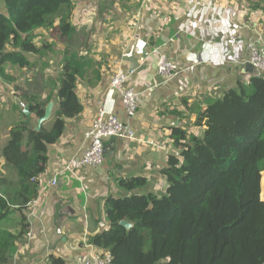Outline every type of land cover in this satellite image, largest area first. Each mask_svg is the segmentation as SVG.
Here are the masks:
<instances>
[{
	"label": "crops",
	"instance_id": "1",
	"mask_svg": "<svg viewBox=\"0 0 264 264\" xmlns=\"http://www.w3.org/2000/svg\"><path fill=\"white\" fill-rule=\"evenodd\" d=\"M71 2L75 28L72 40L41 29L37 43L47 45V51L30 57L28 69L6 66V73L16 79L14 84L0 76V180L16 182L2 152L11 130L28 121L19 104L24 102L25 93L43 102L53 95L56 111L55 95L46 92V88H55L51 83L59 79L68 47L103 64L102 80L96 86L89 84L88 77L78 83L84 112L66 121L63 135L48 149V163L42 176L47 180L58 176L59 183L44 191L34 208L27 207L28 237L16 241L9 264H48L51 256L62 258L67 264H83L92 251L85 241L108 229L105 201L109 196L128 195L119 186L118 180L122 178L144 177L148 183L141 193L166 195L168 183L161 172L167 167L168 157L180 153L170 142L172 129L180 128L201 137L204 129L195 125L199 109H205L207 100L219 99L238 84L249 83L255 72L246 71L248 44L264 42V0L215 3L220 16L208 7L213 0H202L197 9L195 0ZM0 14H6L5 0H0ZM189 20H197L198 29L180 34ZM154 50L166 55L184 72L164 82L157 72L158 54ZM49 56L60 58L55 76ZM118 66L133 73L127 86L141 94L137 116L132 120L125 115L119 93L110 91ZM103 103L110 113L129 124L137 140H106L104 163L98 168L81 170L80 180L60 173L64 164L87 149L86 133ZM9 113L14 118H8ZM33 119L37 123L38 118L32 113L31 123ZM261 187L264 201V174ZM10 222L14 224L12 228L20 230L16 215Z\"/></svg>",
	"mask_w": 264,
	"mask_h": 264
},
{
	"label": "trees",
	"instance_id": "2",
	"mask_svg": "<svg viewBox=\"0 0 264 264\" xmlns=\"http://www.w3.org/2000/svg\"><path fill=\"white\" fill-rule=\"evenodd\" d=\"M5 5L0 76L14 84L6 66L28 69L30 57L47 51V45L37 43L39 30L72 40L74 5L71 0H5ZM102 65L68 47L53 83L58 105L51 120L39 132L37 123L28 121L11 130L2 155L17 181L0 180V223L16 215L20 230L0 234V264L12 260L16 241L27 240V205L39 195L49 147L63 135L66 121L84 112L78 83L88 77L96 86ZM52 99L50 94L43 102L25 93L21 102L39 119ZM195 125L204 129L201 137L172 129L169 139L180 153L170 155L161 172L168 183L166 195L141 193L148 183L144 177L122 178L119 186L128 195L105 201L108 229L91 236L88 244L110 253L112 264H264V79L253 76L248 84L207 100ZM121 221L133 228L125 229ZM48 264L67 263L51 256Z\"/></svg>",
	"mask_w": 264,
	"mask_h": 264
},
{
	"label": "built area",
	"instance_id": "3",
	"mask_svg": "<svg viewBox=\"0 0 264 264\" xmlns=\"http://www.w3.org/2000/svg\"><path fill=\"white\" fill-rule=\"evenodd\" d=\"M202 0H195L194 8L197 9ZM224 2V0H213L208 7L220 16V8L216 4ZM216 3V4H215ZM199 22L197 20H189L180 30V34H189L190 31L197 30ZM249 63L253 66L255 76L264 79V42L255 41L248 44ZM154 54H158V50H154ZM157 72L164 82H170L184 72L166 55L158 54ZM133 75L132 72H126L122 67L118 66L112 76L110 82V91L117 92L121 96L122 105L126 117L129 120L137 116L141 94L127 86V82ZM21 109L26 106L20 102ZM87 149L79 157L71 158L63 165L60 173L68 174L77 180H80V171L84 168H98L105 161V141L110 139H127L131 141L137 140L136 134L129 124L121 121L117 116L110 113L106 103L99 106L97 113L93 119L90 129L86 133ZM161 148V147H160ZM162 148H165L162 146ZM58 176L50 180L40 178L39 195L37 199L28 204L27 207L34 208L41 199V194L49 187L54 188L58 185ZM85 244L92 248L83 264H112V256L106 251H99L85 241Z\"/></svg>",
	"mask_w": 264,
	"mask_h": 264
},
{
	"label": "water",
	"instance_id": "4",
	"mask_svg": "<svg viewBox=\"0 0 264 264\" xmlns=\"http://www.w3.org/2000/svg\"><path fill=\"white\" fill-rule=\"evenodd\" d=\"M246 71L249 74L254 73V68L250 63H248L246 65ZM55 105H56L55 100H51V102L46 106L44 116L37 120V126L35 128V131L39 132L42 129V127L44 126V124H46L47 122H49L51 120L53 113L55 111ZM23 115L27 118L28 123L31 122L32 112H31V108L29 106H27L23 109ZM105 154H106V150H105ZM120 225L123 226L127 230H130L131 228H133V225L127 221H121Z\"/></svg>",
	"mask_w": 264,
	"mask_h": 264
},
{
	"label": "rangeland",
	"instance_id": "5",
	"mask_svg": "<svg viewBox=\"0 0 264 264\" xmlns=\"http://www.w3.org/2000/svg\"><path fill=\"white\" fill-rule=\"evenodd\" d=\"M49 57H50V61L52 62V66L50 64V68L53 69L52 70V74L55 76V73H57L59 71L58 67H59L60 58L58 56H49ZM10 66H12V65H7V68L10 67ZM53 66L57 67V69L54 68ZM12 67L15 68L14 66H12ZM51 85L53 86V83H51ZM49 87H51V86H49ZM49 87L46 88L47 90L46 89H44V90H46V92H49V93L53 92L52 94L56 95V93H57L56 87L55 86H54L55 88H49ZM16 111H17V109L15 108V112ZM8 118H10V119L14 118L13 114L9 113ZM32 124L33 125L36 124V120L35 119L32 120ZM0 225H1V223H0ZM13 225L14 224L12 222L6 223V224H2L0 226V234L4 235V234H7V233H10V234L16 235L17 232L19 231V229H17L16 227L12 228ZM11 231H13V233Z\"/></svg>",
	"mask_w": 264,
	"mask_h": 264
}]
</instances>
